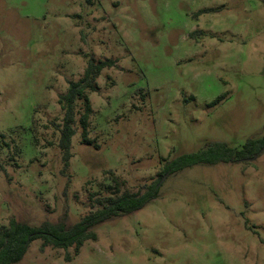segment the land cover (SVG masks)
Segmentation results:
<instances>
[{
    "label": "rangeland",
    "instance_id": "obj_1",
    "mask_svg": "<svg viewBox=\"0 0 264 264\" xmlns=\"http://www.w3.org/2000/svg\"><path fill=\"white\" fill-rule=\"evenodd\" d=\"M106 60L65 167L59 99ZM263 137L264 0H0V228L73 225L161 181L79 254L36 240L18 264H264V152L164 174Z\"/></svg>",
    "mask_w": 264,
    "mask_h": 264
},
{
    "label": "trees",
    "instance_id": "obj_2",
    "mask_svg": "<svg viewBox=\"0 0 264 264\" xmlns=\"http://www.w3.org/2000/svg\"><path fill=\"white\" fill-rule=\"evenodd\" d=\"M206 12V11H205ZM201 11L200 13H205ZM113 60L90 62L84 71L83 77L69 84L66 94L59 99L64 111L63 122L59 128V148L63 155L65 167L69 165L72 157V139L77 133L76 125L82 129L84 143L91 144L88 139L90 118L93 108L89 94L98 89L97 79L105 68L113 67ZM224 99L220 96L213 105ZM81 103L82 107L78 108ZM264 152V137L248 141L241 151L229 147L224 142H214L198 153L186 154L165 166V175L175 174L184 169L197 165L212 166L219 163L244 162L259 157ZM114 182L117 185L118 179ZM149 186L145 192H125L121 195L107 197L103 208L90 213L73 225L65 221L58 223L44 222L40 226L11 219L7 227L0 228V264H18L25 257L31 243L36 240L43 242L42 249L51 246L56 249L69 250L74 248L76 254L87 241H97L98 235L94 229L101 223L124 215H130L142 210L158 197L159 184Z\"/></svg>",
    "mask_w": 264,
    "mask_h": 264
},
{
    "label": "water",
    "instance_id": "obj_3",
    "mask_svg": "<svg viewBox=\"0 0 264 264\" xmlns=\"http://www.w3.org/2000/svg\"><path fill=\"white\" fill-rule=\"evenodd\" d=\"M256 158H254V159H251L250 161H253V160H255Z\"/></svg>",
    "mask_w": 264,
    "mask_h": 264
}]
</instances>
